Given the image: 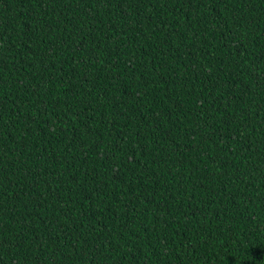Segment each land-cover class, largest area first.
<instances>
[{"label":"trees","instance_id":"1","mask_svg":"<svg viewBox=\"0 0 264 264\" xmlns=\"http://www.w3.org/2000/svg\"><path fill=\"white\" fill-rule=\"evenodd\" d=\"M0 264H264V0H0Z\"/></svg>","mask_w":264,"mask_h":264}]
</instances>
